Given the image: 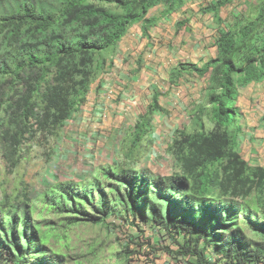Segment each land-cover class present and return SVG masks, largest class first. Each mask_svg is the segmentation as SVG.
<instances>
[{"label":"trees","instance_id":"1","mask_svg":"<svg viewBox=\"0 0 264 264\" xmlns=\"http://www.w3.org/2000/svg\"><path fill=\"white\" fill-rule=\"evenodd\" d=\"M101 1L106 5L57 0V13L21 0L15 10L0 14V31L7 28L11 37H17L28 25L41 44V53L28 51L10 71L0 69V150L10 166L18 165L23 145L37 131L55 134L78 110L88 86L112 63L108 55L132 25L141 22L146 33L186 0ZM229 2L216 0L202 11L218 18L219 9ZM158 4L162 5L160 16H148L149 9ZM238 23L219 28L214 58L201 66L181 62V69L170 72V80L186 66L209 76L206 97L214 124L208 132L183 138L185 150L177 155L179 172L166 179L150 172L122 173L123 187L110 184L112 197L97 187L95 212L122 210L126 216L174 229L184 241L179 243V253L187 260L194 258L193 264L213 263L206 253L209 246L221 256L217 258H222L221 264L264 262V167L250 166L236 152L239 109L235 104L237 87L264 80V0L254 18ZM156 110L162 107L154 95L135 126L134 142L148 132L149 114ZM253 190L258 198L251 196ZM250 196L253 207L246 201ZM8 208L12 211L6 226L2 217ZM240 213L249 219L260 240L242 231ZM28 216L24 203L0 201V254L5 252L14 264H27L28 258L39 261L40 254L50 264H64L60 255L50 252L37 233L28 229ZM31 245L36 246L34 253L25 249Z\"/></svg>","mask_w":264,"mask_h":264},{"label":"rangeland","instance_id":"2","mask_svg":"<svg viewBox=\"0 0 264 264\" xmlns=\"http://www.w3.org/2000/svg\"><path fill=\"white\" fill-rule=\"evenodd\" d=\"M31 1L58 13L57 0ZM230 1L221 9V18L228 24L240 21V25L254 18L263 0ZM190 2L192 7L199 3ZM20 3L0 0V14L15 10ZM154 11L157 16L161 10ZM193 18L190 15L179 29L176 23L181 18H177L164 51L159 45L152 50L150 36L153 42L159 41L153 34L141 35V23L135 24L128 30L130 40L119 42L127 45L126 50L118 44L110 52L107 58L112 63L90 83L84 102L55 134L37 131L23 145L15 167L4 160L0 150V201L24 203L28 229L37 233L50 252L60 255L64 264L194 263V258L187 260L179 253V243L184 241L174 229L168 231L162 225L126 216L122 210L102 214L94 209L97 187L112 197V184L123 187L119 181L122 173L150 172L164 179L178 173L177 155L185 150L183 138L213 128L206 97L209 76L186 66L180 76L169 78L171 70L181 69L179 63L201 66L214 55L211 48L218 29ZM28 51L41 53L39 37L31 26L25 25L17 37H11L7 28L0 31V69L10 71ZM154 95L162 110L149 114L150 129L134 142L135 126L152 105ZM235 104L239 109L236 152L250 166L264 167V80L239 87ZM255 190L251 196L258 198ZM251 196L246 201L253 207ZM11 211H3L6 226ZM237 217L246 236L261 239L244 214ZM31 246L25 249L34 253L36 246ZM206 253L212 264L222 263L211 246ZM38 257L41 260L28 258L27 264H50L45 254ZM0 264L14 263L3 252Z\"/></svg>","mask_w":264,"mask_h":264},{"label":"crops","instance_id":"3","mask_svg":"<svg viewBox=\"0 0 264 264\" xmlns=\"http://www.w3.org/2000/svg\"><path fill=\"white\" fill-rule=\"evenodd\" d=\"M190 1H194L196 2L197 0H186L185 3L183 4V6H181L179 9L175 10L173 13H171L170 15H167L164 18H159L158 21L156 22L155 25L151 26L149 29H147L146 33H143L142 31V23L141 22H137L135 24L141 23V35H148V34H153V36L156 38V41H159V44L156 42H153L154 39L150 36V38L152 39V43L150 45V47L153 49H156V45L160 46V50L164 51L167 48V42H169L170 37L173 35L172 32H170V28L175 26V22L178 19H182L183 21H181V19L176 23V26L179 28H181L183 26V24L185 23V19L188 20L190 15L194 16V20L195 19H202L203 20V24L205 25V27H215L216 29L219 28H223L227 23V21L222 20L221 16V9L223 8V6L219 9L218 11V15L219 17L217 18L213 12H203L202 9L205 6L211 5L212 3H214L216 0H202V2L200 0H198L197 5H195V7L191 6V2ZM162 9V5L158 4L155 5L154 7L150 8L148 11V16H153L155 14V11L153 12V10H156V12H159V10ZM153 12V13H152ZM160 16V13L157 14V17ZM186 20V21H187ZM220 21V22H217ZM135 24L132 25L130 28L135 27ZM176 27V29H177ZM129 28V29H130ZM128 29V30H129ZM209 29V28H208ZM151 30V31H150ZM173 31H175L173 29ZM153 32V33H152ZM181 34H182V30L179 31V37L181 38ZM129 31H127L120 39V43H127L130 38H129ZM207 35V33H206ZM218 37V36H217ZM210 37L207 35L206 40L209 42ZM217 39V38H216ZM215 39V41H216ZM138 40V39H137ZM215 41L213 42V47L211 49H213L214 51V55L212 58H214L217 55V47L215 45ZM118 42L119 45H121ZM147 40H143L142 39V43L147 44ZM210 43V42H209ZM117 44V45H118ZM126 46L127 45H121L122 49L125 51L126 50ZM207 61V60H206ZM205 61V62H206ZM237 90L239 91L238 87Z\"/></svg>","mask_w":264,"mask_h":264},{"label":"clouds","instance_id":"4","mask_svg":"<svg viewBox=\"0 0 264 264\" xmlns=\"http://www.w3.org/2000/svg\"><path fill=\"white\" fill-rule=\"evenodd\" d=\"M148 14V13H147ZM151 17V16H150ZM238 89H239V87H238ZM239 92V91H238Z\"/></svg>","mask_w":264,"mask_h":264}]
</instances>
